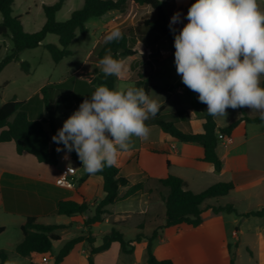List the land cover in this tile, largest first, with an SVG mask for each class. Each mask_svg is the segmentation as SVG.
<instances>
[{
	"label": "crops",
	"instance_id": "crops-1",
	"mask_svg": "<svg viewBox=\"0 0 264 264\" xmlns=\"http://www.w3.org/2000/svg\"><path fill=\"white\" fill-rule=\"evenodd\" d=\"M141 7L147 8L148 6L137 5V8ZM173 15H170V18ZM178 24L179 22L175 24L176 28ZM128 26H136L135 20L130 18V13L126 15L125 12L110 11L99 18L92 30L95 36L92 52L86 55L83 65L89 64L93 71L99 73L98 64L91 59L103 46L105 35L114 28L125 30ZM88 29L90 32L91 29L89 27ZM135 35L138 42L134 49L138 54L126 57L131 63L127 67L125 80L134 84L132 86H135V81L132 78L133 70L135 68L140 70L137 67L139 58L144 59V63L148 62L150 69L153 68L157 74L158 63L152 62L151 55L159 48L164 39L163 37L159 43L155 44L147 31L138 33L135 30ZM22 55L23 52L20 55L21 61ZM12 63L19 62L14 61L10 64ZM10 64L0 73V85L3 87L8 86L11 82L8 77L3 76ZM148 71L145 70L142 73ZM77 72L83 73L80 69ZM95 77L96 75L93 73L86 80L75 77L71 92L65 94L64 97L60 96L54 99L52 107L56 117L54 123L56 132L62 128L65 120L79 109L85 99H90L91 94L99 86L92 83ZM155 77L152 82L155 88L150 91L149 95L151 97L153 92H164L168 95V100L160 102V108L164 107L163 115L186 110L189 122L183 123V130L192 133L203 132L204 114L191 109L187 88L177 87L179 83L183 82L180 80L175 85H158ZM44 86L37 88L36 92L40 93ZM30 97L28 96L26 98L28 100L22 102L16 95L13 100L23 103L22 110L27 113L30 120L48 118L49 114L45 107L40 113L39 109L36 110L33 105L28 103ZM169 102H173L175 105L174 110L168 109ZM244 111L248 117L259 115L250 114L245 109ZM241 116L242 113L233 121ZM215 118L217 123V116ZM232 122L224 126L217 124V126L224 128ZM146 124L151 128L149 139L141 141L138 138H133L137 145L130 152H122L116 164L119 168V177L129 181L128 186L120 188V196H123L132 185L141 182L145 183V191L106 206L107 212L104 214L103 221L95 223L91 229L95 239L94 246H99L103 236L109 233L112 228H116L125 237L123 229L125 230L130 225L136 234L132 239H125L134 245V253L131 255L122 253L120 243L113 242L108 250L94 256V264H131V261H126L123 258H131L139 251H146L147 240L143 239L138 243L135 242V238L140 231L145 236H150L156 224L164 223L166 208L162 197L167 195V190L162 189L159 180L170 174L182 178L186 188L195 193H200L218 182H232L235 189L228 196L221 197L220 200L211 199V201H215L205 202V206L203 204V223L200 226L192 227L183 224L163 229L160 232L161 238L153 245L155 256L159 260H172L173 264H230L232 248L237 249L246 234L243 226L247 218H243L242 215L258 211L264 206V122L257 124L240 121L231 133V143L218 141L217 153L223 161V169L219 174L215 172L212 164L203 161L204 149L202 146L177 141L164 134L156 124L152 122ZM44 126L48 132H51L48 123ZM69 164L74 166L77 171L72 177L74 182L72 188L57 184L61 170L68 163L61 161L56 166H49L38 162L31 154H18L13 141L0 144V253L5 252L8 255L7 260H14L16 264H56V255L66 242L79 236H87L84 220L94 215L97 205L105 197L104 180L99 175H90L83 179L86 174L83 167L75 162ZM61 201L78 203L86 201L89 204V211L83 216L58 215L57 209ZM228 203L236 208L237 214L225 212L217 214L209 208L213 205L219 206ZM28 217H36L37 222L41 224L62 226L54 232L60 237V240L53 242V254L48 256L32 255L25 258L16 254L17 246L24 239L22 226ZM253 218L258 222L255 232L258 249L257 252H254L247 248L251 258L250 264H264V218ZM133 219L137 221L131 224ZM141 226L143 229L139 230ZM147 229L150 232H146ZM9 233L11 235H8ZM86 244L89 243L83 241L77 244L59 264H88L90 245L87 247ZM45 257H47V261L43 260ZM235 264H238L236 260Z\"/></svg>",
	"mask_w": 264,
	"mask_h": 264
},
{
	"label": "trees",
	"instance_id": "trees-1",
	"mask_svg": "<svg viewBox=\"0 0 264 264\" xmlns=\"http://www.w3.org/2000/svg\"><path fill=\"white\" fill-rule=\"evenodd\" d=\"M65 1L58 0L53 5H44L45 24L41 30L28 33L24 30L21 17L13 15L14 0H0V14L2 15L0 35L9 37L13 43L11 53L0 62V73L11 62H19L22 52L39 47L48 35L59 37L58 45L51 43L47 44L45 48L50 53L53 61L60 63L64 58L72 55L70 46L76 40L78 34H88L87 22L89 19L101 18L110 11L124 13L129 8L131 2L141 6H148L156 11V19L145 20L142 27L149 33V37L155 44L159 43L163 37H168L175 53L174 37L178 34V30L175 24L170 27L171 18L164 11L162 0H84V6L81 9L74 11L68 20L59 22L56 19V15L63 7ZM121 31L123 32V39L110 44L104 42L100 50L91 59L94 63L98 64L109 48L114 58L117 59L138 54L134 49L138 40L133 27ZM21 66L28 72L29 64L27 62H21ZM133 71L132 78L135 81V87H143L149 94L155 88L152 85L155 70L151 68L148 72L142 73L135 68ZM145 77L146 79H144ZM117 81L118 78L115 76L105 79L102 74L96 76L92 83L103 84L110 89H115ZM67 83V81H64L56 84H47L41 89L40 93L49 114L48 118L30 120L27 113L22 110L23 103L16 100H10L0 106V144L13 141L16 144L18 154L28 153L33 155L40 163L49 166L58 165L61 155L66 153V150L57 152V147L63 148V144L58 145L52 141V137L57 133L54 128L56 117L52 102L55 98L64 97L65 94L71 91V87H66ZM262 86H264V80ZM181 87L187 88L183 83ZM186 92L191 100V109L196 112L201 111L204 114L203 132L192 133L183 130V123L189 122V115L186 110L163 115L164 107H161L157 115L154 118H150L146 123L152 122L156 124L164 134L177 141L202 146L204 149L203 161L212 164L215 172L219 174L223 169V161L217 153L218 132L231 135L240 121L257 124L262 123V121L259 119V115L248 117L244 109L240 108L242 116L239 119L224 128H219L216 118L207 113V105L199 102L198 94L189 88H187ZM46 123L50 125L51 132L45 129L44 125ZM69 154L73 162L83 167L74 150ZM94 175L103 177L105 197L97 205L94 215L84 220L87 236H79L66 242L56 255V264L62 262L69 252L83 241H87L90 245V253L87 258L88 264H94V256L108 250L113 242L120 243L122 253L128 255L134 253V245L127 241L124 234L116 228H112L109 233L103 236L102 243L99 246H94L95 239L92 236L91 229L95 223L103 221L104 214L107 212L105 210L106 206L125 200L138 192L145 191V183L141 182L132 185L123 196H120V188L128 186L129 181L123 177H119V168L116 165L105 167L103 171ZM88 176L90 174L86 173L83 179ZM159 183L167 190V195L162 197L166 208L165 222L156 227L150 236H145L142 232L138 233L135 242L139 243L143 239L147 240V264H173V261L169 259L159 260L153 252L154 242L161 238L160 232L165 228L183 224L192 227L200 226L203 223V204L211 199L228 196L235 189V185L232 182H218L200 193H195L186 188L185 181L182 178L171 174L159 180ZM209 208L217 214L223 212L237 214V210L232 204L213 205ZM88 211L89 204L86 201L82 203L61 201L58 205L57 214L73 217L83 216ZM242 217L264 218V206L258 211L243 214ZM61 227L60 225L41 224L37 222L36 217H28L26 223L22 226L24 239L17 246L16 254L23 258L32 255L47 256L53 254V242L60 240V237L54 232ZM140 229H143V226ZM7 259L8 255L5 252H1L0 264H4ZM230 264H235L232 253Z\"/></svg>",
	"mask_w": 264,
	"mask_h": 264
},
{
	"label": "clouds",
	"instance_id": "clouds-1",
	"mask_svg": "<svg viewBox=\"0 0 264 264\" xmlns=\"http://www.w3.org/2000/svg\"><path fill=\"white\" fill-rule=\"evenodd\" d=\"M187 23L174 37V62L183 84L198 94L210 116H226L227 109L248 107L264 122V8L258 0H196L187 12ZM180 22L173 15L171 25ZM123 32H108L106 44L119 42ZM98 66L105 79L121 78L128 69L107 49ZM160 103L143 87L99 85L52 137L56 151L73 150L86 173L94 175L118 163L130 152L134 139L146 141ZM75 170L71 167L68 172ZM4 264H16L6 260Z\"/></svg>",
	"mask_w": 264,
	"mask_h": 264
},
{
	"label": "rangeland",
	"instance_id": "rangeland-1",
	"mask_svg": "<svg viewBox=\"0 0 264 264\" xmlns=\"http://www.w3.org/2000/svg\"><path fill=\"white\" fill-rule=\"evenodd\" d=\"M57 1L58 0H14L13 15L16 17H21V22L26 32L34 33L41 30L46 22V16L43 6L53 5ZM195 2L196 0H162L163 9L169 17L172 14L180 13V22L177 26L179 31L182 29L184 24L188 22L186 19L187 11L191 4ZM258 2L261 8H264V0H258ZM83 6L84 0H66L61 10L57 12V21L64 22L68 20L74 11L81 9ZM129 13L130 18L135 20L136 23V26H134L133 29L138 33L145 32L144 28L142 27V23L145 21V19H155L157 15L156 11L152 8L141 7L139 9L137 8V5L132 2L130 3L128 10L125 12L126 15H128ZM98 21L99 18H92L90 20V22L87 24L91 29L90 32H88V34L86 35L78 34L77 39L70 46L72 55L64 58L60 63H55L50 53L45 48L47 44H59V37L56 35H48L39 47L24 51L22 55V61L20 60L19 63L10 64L4 72L3 76L8 77L11 82L6 87L0 85V106L10 100H13L16 95L17 98L22 102L28 100L26 98H28V96H31L29 98L30 102L28 103H30V105H33L36 110L39 109L41 113L45 106L44 102L42 101L41 94L36 92L37 88H39L40 86H44L48 83L56 84L59 81H67L68 83L66 87L72 88L74 86V81L76 78L86 80L87 78H89V75L91 73L95 74L96 76L97 74H103L100 69L98 71L99 73L93 71L92 66H90L89 64L85 63L83 65L86 55L92 52L93 44L95 42V36L93 35L92 30L95 28V24ZM0 22H2L1 14ZM128 28H130V26L126 27L125 30ZM97 37H100V35H97ZM0 47L1 62L6 56L11 53L13 43L9 37L0 35ZM122 60L127 67L131 63V61H129V59L126 57H124ZM151 60L152 62L158 63L156 69L158 72L157 74L154 73L153 75L154 77L156 76L155 81L158 85H175L180 80L182 81L181 76L176 72L174 51L171 45V41L168 37H164V39L161 41L159 48L151 55ZM21 62H27L29 64L28 72L22 68ZM137 65L141 72L145 70L148 71L150 69L148 62L144 63V59L141 58H139V60L137 61ZM79 69L82 70L83 73H78L77 70ZM263 80L264 78H262V82ZM121 85L132 86L134 84L127 82L125 80V76H123L121 78H118L115 89H118ZM181 85L182 83H179L177 87H181ZM151 98L157 100L160 103L162 101L168 100V95L164 92H153ZM167 107L169 110H174L175 105L173 104V102H169L167 104ZM243 108L250 114H258L248 107ZM241 113L242 112L240 108H228L226 116H217V124H219V126H224L225 124L232 122ZM136 145L137 142L134 143L133 147H135ZM162 189L166 191V189H164L163 187ZM217 199L220 200L221 198ZM212 201H207V203H210ZM136 221V219L131 220V224H134ZM256 221L257 220L253 217L247 218L243 226L244 230H246V234L241 239V242L239 243L237 249L233 247L231 250L232 255H234V260H236L238 264L251 263V258L247 248H249V251L257 252L258 244L255 232L258 228V222ZM158 226H160V224H156L155 228ZM123 232H125L126 239H132L136 234V231H134V229L131 228L130 225H128L125 230L123 229ZM146 232H150V230L147 229ZM8 235L11 234L9 233ZM8 235L6 236L7 239L9 238ZM88 245L89 244H86L87 247ZM123 259H125L126 261H131V264H147L146 251H139L135 256H132L131 258L125 257Z\"/></svg>",
	"mask_w": 264,
	"mask_h": 264
},
{
	"label": "built area",
	"instance_id": "built-area-1",
	"mask_svg": "<svg viewBox=\"0 0 264 264\" xmlns=\"http://www.w3.org/2000/svg\"><path fill=\"white\" fill-rule=\"evenodd\" d=\"M217 138L218 141H223L225 143H231L232 142V137L231 135L222 133V132H218L217 134ZM66 153H63L60 157V162H66L68 163L67 166H65L62 170L61 173L57 179V184L63 187H67V188H72L74 187V182H73V176L77 173L76 168L72 165H70L69 163L73 162L71 156L69 153H67L68 158L65 159ZM71 167L75 170H72L70 172H68V168ZM44 261H47V257L43 258Z\"/></svg>",
	"mask_w": 264,
	"mask_h": 264
}]
</instances>
